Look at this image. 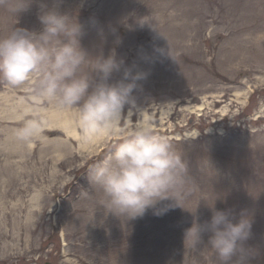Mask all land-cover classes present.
Listing matches in <instances>:
<instances>
[{"label": "rangeland", "instance_id": "1", "mask_svg": "<svg viewBox=\"0 0 264 264\" xmlns=\"http://www.w3.org/2000/svg\"><path fill=\"white\" fill-rule=\"evenodd\" d=\"M42 3L53 0L18 16L0 6V38L39 31ZM60 10L83 28L81 74L114 53L147 75L133 93L138 107L91 137L78 106L39 95V72L22 86L0 80V264H218L210 234L187 236L212 207L248 211L249 264H264V0H62ZM30 119L40 133L18 140ZM145 122L187 171L180 206L128 219L104 206L88 173Z\"/></svg>", "mask_w": 264, "mask_h": 264}, {"label": "clouds", "instance_id": "2", "mask_svg": "<svg viewBox=\"0 0 264 264\" xmlns=\"http://www.w3.org/2000/svg\"><path fill=\"white\" fill-rule=\"evenodd\" d=\"M35 0H0L12 14L30 9ZM62 0L52 6L41 4L37 15L41 29L15 27L0 38V80L22 86L39 72V95L55 99L63 107L78 106L84 132L93 136L100 130L112 131L128 111L137 108L134 91L147 73L125 66L113 53L97 56L91 77L81 74L89 54L81 47V23L60 10ZM122 78L110 82L114 73ZM95 81V82H94ZM41 131L40 122L26 120L14 131L18 140L30 141ZM187 165L172 142L141 123L102 160L89 168L88 180L104 196V206L128 219L143 217L149 210L162 216L179 203ZM173 203L158 207L163 201ZM209 221L196 223L197 240L210 234L207 245L214 251L218 264H249L253 255L245 247L252 233V217L247 210L237 214L212 207Z\"/></svg>", "mask_w": 264, "mask_h": 264}, {"label": "bare ground", "instance_id": "3", "mask_svg": "<svg viewBox=\"0 0 264 264\" xmlns=\"http://www.w3.org/2000/svg\"><path fill=\"white\" fill-rule=\"evenodd\" d=\"M184 15V14H183ZM185 17H188V16H186V15H184V18ZM172 21H173V19H172ZM164 23L166 24V23H169V21H164ZM67 117V119H68V122H72V120H70V118L68 117V115L66 116Z\"/></svg>", "mask_w": 264, "mask_h": 264}, {"label": "water", "instance_id": "4", "mask_svg": "<svg viewBox=\"0 0 264 264\" xmlns=\"http://www.w3.org/2000/svg\"><path fill=\"white\" fill-rule=\"evenodd\" d=\"M45 264H52V263H50V262H46Z\"/></svg>", "mask_w": 264, "mask_h": 264}]
</instances>
